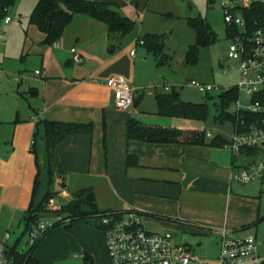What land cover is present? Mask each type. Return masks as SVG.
Returning a JSON list of instances; mask_svg holds the SVG:
<instances>
[{
    "label": "crops",
    "instance_id": "crops-1",
    "mask_svg": "<svg viewBox=\"0 0 264 264\" xmlns=\"http://www.w3.org/2000/svg\"><path fill=\"white\" fill-rule=\"evenodd\" d=\"M98 1L129 19L131 8L143 15L145 22L138 34L110 36L105 24L75 15L62 38L48 46L44 44L46 36L30 25L33 38L24 49L25 53L30 50L35 76L21 88L22 95L18 92L7 118L0 116V243L15 228L24 233L27 211L32 204L37 207L42 203L58 179L61 189L54 193L52 202L60 200V206L66 205L75 193L92 189L100 211L124 213L133 208L141 213L143 226L145 218L152 225L163 221L159 228L172 233L176 246L210 264L218 257L223 228L256 236L264 256V233L260 232L264 204L260 198L236 195L232 185L239 182L231 179L232 169L245 167L254 159L239 154L249 159L239 166V155L226 148L155 145L128 139L130 119L164 128L181 121L158 114L156 96L178 90L171 86L166 91L167 75L162 70L172 66L161 62L139 41H143V33H160L147 32L151 31L147 26L142 29L150 24V18L166 13L179 16L184 5L180 6L179 0ZM73 49L82 63L74 61ZM112 77L125 79L135 89L130 111L114 107L112 91L106 86ZM26 102L29 109L25 110ZM44 121L93 125L91 133L68 136L57 146L58 168L52 177ZM173 129L193 130L184 124ZM129 157L137 158L136 164L128 165ZM186 234L193 236L194 242L181 243ZM22 238L23 234L11 244V235L9 248L21 250ZM205 244L204 254H198L197 247ZM32 259L30 264H111L103 231L85 223L52 230L37 244Z\"/></svg>",
    "mask_w": 264,
    "mask_h": 264
},
{
    "label": "built area",
    "instance_id": "built-area-1",
    "mask_svg": "<svg viewBox=\"0 0 264 264\" xmlns=\"http://www.w3.org/2000/svg\"><path fill=\"white\" fill-rule=\"evenodd\" d=\"M264 6V0L258 1ZM248 3L240 4L238 0H230L229 5L222 3L224 21L228 28L236 29L233 43L227 52V62L237 64L239 83L235 87L239 94L251 97L252 105L241 107L240 99L233 103L237 109L234 134L227 141L224 148L229 149L236 156L242 150L257 151L254 156H249L255 161L251 164L234 168L231 179L241 184H249L256 180L264 179V17L255 20L250 26L239 12L240 8L250 9ZM11 18L6 16L2 23L8 25ZM144 45V41H139ZM74 61L82 63L83 60L76 50ZM135 50L131 52L135 56ZM106 86L112 91L114 107L119 111H130L134 106L135 89L125 79L112 77L106 81ZM190 87L197 89L202 94H209L217 90L213 85H204L191 81ZM170 88L166 87V91ZM230 90V89H229ZM228 91V90H227ZM245 114L260 116L253 122L244 119ZM208 138H213L208 133ZM141 213L133 208H128L124 213L111 212L100 215L106 249L111 264H210L192 254L185 247L176 246L170 232L155 234L148 232L142 223ZM62 217L42 218L29 230L28 245L25 250L34 248L40 240L54 230ZM11 233H7L0 243V264H12L9 256ZM215 264H264V256L260 254V244L254 235H241L227 228L220 231V251Z\"/></svg>",
    "mask_w": 264,
    "mask_h": 264
},
{
    "label": "rangeland",
    "instance_id": "rangeland-1",
    "mask_svg": "<svg viewBox=\"0 0 264 264\" xmlns=\"http://www.w3.org/2000/svg\"><path fill=\"white\" fill-rule=\"evenodd\" d=\"M238 1L240 4L248 3V5H252L254 2L261 0ZM38 2L39 0H17L15 5L8 11V16L12 20L11 24L4 26L2 22L0 23V44H5L4 46H0V116L2 118H7L8 113L12 111V107L17 103L16 95L18 92L22 95L23 90L21 88L28 84L27 80L29 78L35 76V69L31 68L35 64H33V60H31L32 58L29 55L30 50L25 53L24 48L33 38L30 27V16ZM179 3L180 6L184 5L185 7V11H182L181 15L175 16L172 13H166L157 19V16H154L155 18H150L149 23L151 25L147 24L142 29L144 30V28L148 27L151 31L147 32L152 33L158 30L160 32L159 35L165 37V53L168 56L164 62L165 65L170 64L172 68L167 67L162 72H165L167 75L165 78L169 88L177 86V92L185 102L206 104L208 115L206 120L202 122L189 121L190 123H185L184 121L187 120L181 119V121L170 122V126L166 128L173 129L180 126V124H184L188 129L205 131L207 135L211 133L213 138L221 136L230 141L234 134V125L231 122L221 124L218 121L221 113L218 108L221 103L220 96L227 90L235 88L239 83L237 64L233 61L223 62L224 55L227 54L229 47L233 43V36H228V26L224 21V12L221 4L227 3L229 5L230 0H214L212 3H209V0H179ZM129 16L136 23L133 32H131L132 35H136L142 26L141 23H144L145 19L143 15H138L134 8H131ZM192 18H201L205 23L209 24L216 34L217 40L200 49L196 63H187L186 54L189 48L196 44L195 32L188 24V19ZM143 36H145V33H143ZM39 73L40 71H37V74ZM191 81L204 85H213L217 87V90L209 94H202L197 89L189 86ZM150 87L152 88V86ZM239 99L240 105L243 108L252 105L251 97L246 94H241ZM23 109H29L27 102L23 104ZM236 109L237 106L232 104L226 113L233 115ZM209 142L208 140V144ZM237 158L239 166L249 161L248 158L241 155ZM60 184L61 181L57 179L52 187L53 193L60 191ZM232 186L236 195L260 198V202L264 204L263 180H256L246 185L234 182ZM59 203L60 200H54L52 205L58 208L60 206ZM56 217V215L46 216V218L53 219H56ZM164 223L163 221H157V224L152 225V223L148 222V218L144 219V227L151 233L163 234L162 232H166L159 228ZM260 232L264 233V223L260 227ZM22 234L23 230L19 231L16 228L14 231H11L13 238L11 244L21 238ZM252 234H255V232ZM28 240L29 236L25 234L19 243L21 251L27 248ZM180 242L191 244L194 242V239L190 234H186ZM205 248L206 244L202 247H197L198 254H204Z\"/></svg>",
    "mask_w": 264,
    "mask_h": 264
},
{
    "label": "trees",
    "instance_id": "trees-1",
    "mask_svg": "<svg viewBox=\"0 0 264 264\" xmlns=\"http://www.w3.org/2000/svg\"><path fill=\"white\" fill-rule=\"evenodd\" d=\"M16 1L17 0H0V23L8 16L9 9L15 5ZM213 1L214 0H209V3ZM239 12L247 20L248 24L252 26L255 20L264 17V6L259 2H254L250 6V9L240 8ZM75 15H85L105 24L110 36L119 35L124 37L133 32L135 28V22L133 20L122 16L115 11L111 5L98 0H39L31 14L30 24L36 26L39 31L46 36L44 44L51 46L62 38L66 28L71 24ZM188 24L196 34V44L189 48L186 54V62L196 63L200 49L216 42L217 36L213 32L211 26L205 23L201 18L188 19ZM237 32L236 29L228 28L229 37H232ZM164 39L165 37L162 35L152 34H147L143 37V46H145L148 51L152 52L155 57L159 58L161 62L166 59V55L164 54ZM238 97L239 94L236 88H232L220 96L221 103L218 108L221 113L218 121L221 124L231 122L235 126V116L226 113V111ZM156 101L158 114L162 117L202 122L206 120L208 115V107L206 104L184 102L179 93L175 91L157 95ZM259 117L260 116L245 114L244 119L253 122L259 119ZM41 124H43L45 128L49 172L52 177L53 173H55L58 168L56 154L57 146L64 142L68 136L91 133L93 125L92 123L83 125L49 121H44ZM127 132L130 141H140L155 145L190 144L196 146L207 145L212 148H224L227 143V140L223 137L216 136L212 138L208 144L205 131L147 126L135 119L129 120ZM257 153V151L244 149L241 152V154H247L248 156H254ZM135 160H137V158H135ZM135 160L129 157L128 165L136 164ZM50 183H52V179ZM38 185L39 181L37 180L36 187H38ZM54 196L55 194L50 191L46 194L42 203L37 207H34V204H32L23 219L25 229L23 236L28 234L31 227L38 220L46 216L54 215L62 217L63 219V222L59 223L58 226H63L67 229L85 223L103 230L101 218L99 216L114 212H103L98 209L95 204V196L92 189H86L75 193L73 199L68 204L59 206L58 208L52 205ZM19 241H21V239ZM35 247L27 251L18 250L16 247L10 248L9 256L13 259L12 264L33 263L32 254Z\"/></svg>",
    "mask_w": 264,
    "mask_h": 264
},
{
    "label": "water",
    "instance_id": "water-1",
    "mask_svg": "<svg viewBox=\"0 0 264 264\" xmlns=\"http://www.w3.org/2000/svg\"><path fill=\"white\" fill-rule=\"evenodd\" d=\"M227 60H228L227 55H224V57H223V62H224V63H227Z\"/></svg>",
    "mask_w": 264,
    "mask_h": 264
}]
</instances>
